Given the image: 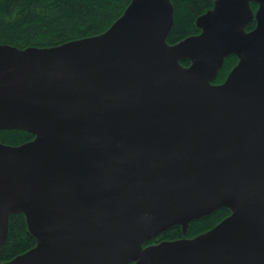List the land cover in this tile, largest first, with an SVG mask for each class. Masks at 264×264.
<instances>
[{"label": "water", "instance_id": "water-1", "mask_svg": "<svg viewBox=\"0 0 264 264\" xmlns=\"http://www.w3.org/2000/svg\"><path fill=\"white\" fill-rule=\"evenodd\" d=\"M174 11L131 0L95 35L0 43V129L34 134L0 141V264H264V0H216L170 44ZM15 212L37 242L2 261Z\"/></svg>", "mask_w": 264, "mask_h": 264}, {"label": "trees", "instance_id": "trees-1", "mask_svg": "<svg viewBox=\"0 0 264 264\" xmlns=\"http://www.w3.org/2000/svg\"><path fill=\"white\" fill-rule=\"evenodd\" d=\"M131 0H0V43H11L19 47L53 46L69 40L95 35L105 31L124 12ZM216 0H172L174 24L167 37L170 44L201 31L196 19L211 9ZM254 9L258 4L252 2ZM256 25L251 20L246 29ZM238 57H226L214 82H223L237 63ZM184 65L190 59H182ZM34 138L25 129H0V141L18 145ZM231 210L219 208L213 213L190 222L186 236L194 237L209 230L228 216ZM184 233L175 225L159 233L149 242L177 239ZM36 237L29 231L26 216L22 212L11 214L9 234L3 245L1 259L7 261L35 246Z\"/></svg>", "mask_w": 264, "mask_h": 264}, {"label": "flooded vegetation", "instance_id": "flooded-vegetation-1", "mask_svg": "<svg viewBox=\"0 0 264 264\" xmlns=\"http://www.w3.org/2000/svg\"><path fill=\"white\" fill-rule=\"evenodd\" d=\"M257 8H258V6H257ZM257 8L255 9V10H257ZM238 62V61H237ZM214 83H220V82H214Z\"/></svg>", "mask_w": 264, "mask_h": 264}]
</instances>
